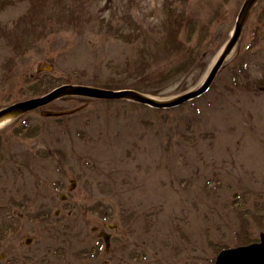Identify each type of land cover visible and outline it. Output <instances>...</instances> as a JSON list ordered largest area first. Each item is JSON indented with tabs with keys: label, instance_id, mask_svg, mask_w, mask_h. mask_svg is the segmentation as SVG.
Here are the masks:
<instances>
[{
	"label": "rangeland",
	"instance_id": "obj_1",
	"mask_svg": "<svg viewBox=\"0 0 264 264\" xmlns=\"http://www.w3.org/2000/svg\"><path fill=\"white\" fill-rule=\"evenodd\" d=\"M246 2L0 0V109L69 80L173 100L205 81ZM47 108L79 110L0 128V264H214L260 239L264 0L198 98Z\"/></svg>",
	"mask_w": 264,
	"mask_h": 264
},
{
	"label": "water",
	"instance_id": "obj_2",
	"mask_svg": "<svg viewBox=\"0 0 264 264\" xmlns=\"http://www.w3.org/2000/svg\"><path fill=\"white\" fill-rule=\"evenodd\" d=\"M255 1L256 0H248L245 3L244 7L242 8V11L240 12L232 41L230 42L224 53L220 56L217 63L212 68L205 82L196 90L189 91L173 100L160 101L132 89L111 90V89L100 88L89 85H63L47 95L32 98L26 101L17 102L4 109H1L0 117L8 113L25 112L37 108L39 106L46 105L55 99L67 95H83V96L106 98V99L132 97L141 103L148 104L158 108H167V107H174L180 105L192 98H195L203 94L210 87L220 67L225 61L227 54L229 53V51L232 49V47L235 45L236 41L240 37L244 22ZM75 111L76 109L68 110V111H44L43 114L46 116H60ZM217 264H264V243L253 244L248 246H240L237 248L224 250L220 254Z\"/></svg>",
	"mask_w": 264,
	"mask_h": 264
},
{
	"label": "bare ground",
	"instance_id": "obj_3",
	"mask_svg": "<svg viewBox=\"0 0 264 264\" xmlns=\"http://www.w3.org/2000/svg\"><path fill=\"white\" fill-rule=\"evenodd\" d=\"M17 114L16 113H8L2 117H0V128L4 127L11 121H13L16 118Z\"/></svg>",
	"mask_w": 264,
	"mask_h": 264
},
{
	"label": "flooded vegetation",
	"instance_id": "obj_4",
	"mask_svg": "<svg viewBox=\"0 0 264 264\" xmlns=\"http://www.w3.org/2000/svg\"><path fill=\"white\" fill-rule=\"evenodd\" d=\"M111 241H112V239H109V242L107 243L106 239H105V242L107 243L106 245H108V247L110 246ZM261 241H262V239H251V240L244 242L242 244L260 243Z\"/></svg>",
	"mask_w": 264,
	"mask_h": 264
},
{
	"label": "trees",
	"instance_id": "obj_5",
	"mask_svg": "<svg viewBox=\"0 0 264 264\" xmlns=\"http://www.w3.org/2000/svg\"><path fill=\"white\" fill-rule=\"evenodd\" d=\"M183 12H181V14H182ZM136 87V86H135ZM121 88H127V87H121ZM130 88H132V87H130ZM136 89H139L138 87L136 88Z\"/></svg>",
	"mask_w": 264,
	"mask_h": 264
}]
</instances>
